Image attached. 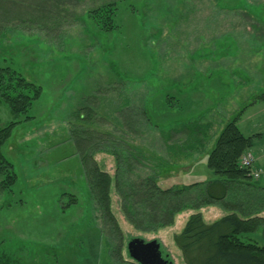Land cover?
I'll use <instances>...</instances> for the list:
<instances>
[{
  "label": "rangeland",
  "instance_id": "374dc122",
  "mask_svg": "<svg viewBox=\"0 0 264 264\" xmlns=\"http://www.w3.org/2000/svg\"><path fill=\"white\" fill-rule=\"evenodd\" d=\"M32 1L37 24L26 21L0 32V66L42 89L27 112L32 118L19 123L2 146L17 179L0 193V264H138L126 250L132 237L156 239L162 256L184 264L173 235L194 210L177 213L169 226L136 230L112 186L118 243L96 209L73 130L107 131L112 142L121 134L166 159L159 131L145 123L142 107L164 129L209 123L205 150L246 106L238 127L244 134L261 133L250 149H264V98H256L264 92V0H115L118 27L111 32L100 30L87 11L113 0L67 2L54 15L44 13L51 2ZM185 98L197 103L187 107ZM87 106L95 115L81 123L76 116ZM11 120L17 118L0 101V127ZM127 120L142 131L128 132ZM177 157L163 168L164 185L212 177L205 157L198 163L193 156ZM93 158L114 176L112 155L96 151ZM146 163L141 174L155 160ZM210 206L217 205L199 209L205 218ZM251 235L263 239L260 229Z\"/></svg>",
  "mask_w": 264,
  "mask_h": 264
},
{
  "label": "trees",
  "instance_id": "16d2710c",
  "mask_svg": "<svg viewBox=\"0 0 264 264\" xmlns=\"http://www.w3.org/2000/svg\"><path fill=\"white\" fill-rule=\"evenodd\" d=\"M44 1L51 2L50 9L46 8L47 12L44 13L54 15L64 11L65 3L79 0ZM32 3V0H0V32L26 21L34 20L37 24L41 19L33 15L35 9ZM87 12L95 25L104 32H111L118 27L115 22V0ZM41 92L39 85L28 81L16 70L0 66V101L17 118L0 127V193L11 189L17 179L14 165L3 154L2 146L19 123L32 118L27 112ZM256 98L263 99L264 92ZM245 107L222 126L207 152L205 165L212 177L182 185H164L161 182L163 168L177 156L186 159L193 154L203 155L209 123L185 121L164 129L152 124L147 107H142L141 115L145 123L159 131L168 154L166 159L156 152H147L139 144H130L121 134L117 141L115 137V142H112L111 134L107 131L74 129L73 138L84 176L96 209L111 232V238L118 242L122 237L111 211L110 191L113 186L124 218L136 230L152 231L169 226L177 213L194 210L182 229L173 235L184 264H264V217L258 216L264 210V179H251L248 168L239 165L240 156L253 146L255 136L259 135H245L239 129L237 123ZM94 115V110L87 106L76 118L81 123H91ZM20 116L22 119H19ZM127 124L128 132L142 131L131 126L130 120H127ZM96 151H105L114 157L113 177L98 167L93 158ZM149 157L155 163L149 166L150 172L141 174L138 170L148 167L146 161ZM72 202H76L75 198ZM204 205H217L225 213L206 222L199 211ZM258 229L261 230L263 242L251 235ZM163 257L171 264L166 255ZM3 264L12 263L6 261Z\"/></svg>",
  "mask_w": 264,
  "mask_h": 264
},
{
  "label": "water",
  "instance_id": "95a60500",
  "mask_svg": "<svg viewBox=\"0 0 264 264\" xmlns=\"http://www.w3.org/2000/svg\"><path fill=\"white\" fill-rule=\"evenodd\" d=\"M126 250L138 264H170L162 256L156 239L144 241L142 238L132 237L127 241Z\"/></svg>",
  "mask_w": 264,
  "mask_h": 264
},
{
  "label": "crops",
  "instance_id": "0c3cea01",
  "mask_svg": "<svg viewBox=\"0 0 264 264\" xmlns=\"http://www.w3.org/2000/svg\"><path fill=\"white\" fill-rule=\"evenodd\" d=\"M192 58H195L194 55L192 56ZM193 103L196 104L197 103V99H187V98H185V105L187 107H190ZM182 104H183V102H182ZM183 106H184V104H183ZM237 125H238V123H237ZM253 134H259V135L255 136V138L257 137L256 139H259V138L262 137L261 133H252V134H245V135H253ZM255 138H254V140H255ZM212 143H213V141H212ZM212 143L210 145H208V147L205 149L203 155H198V154L194 155L193 154L192 156L194 157V160L192 162L198 163V162H200L199 160H201V162H202L204 160V157L206 159L207 152L210 150V147L212 146ZM250 151L252 152L251 149H250ZM252 153L254 154V157H255L254 164L255 165H264V149L261 147L260 149H258L256 151V153L255 152H252ZM210 207H211V209L208 207L209 208V213L207 214L208 217H206V218L204 217L203 210L200 211L202 213V216L204 217V219L207 220L208 222H211V221L215 220L217 217L222 216L224 214V213H222L223 212L222 209H220L219 207H217V206H210ZM258 216L264 217V210H262L258 214ZM254 239H256V238H254ZM256 240L259 241V242H263V239H262V241H260L258 239H256Z\"/></svg>",
  "mask_w": 264,
  "mask_h": 264
},
{
  "label": "built area",
  "instance_id": "2783aa9c",
  "mask_svg": "<svg viewBox=\"0 0 264 264\" xmlns=\"http://www.w3.org/2000/svg\"><path fill=\"white\" fill-rule=\"evenodd\" d=\"M254 161V154L250 151H245L239 158V165L248 168V174L251 179H264V165H254Z\"/></svg>",
  "mask_w": 264,
  "mask_h": 264
}]
</instances>
